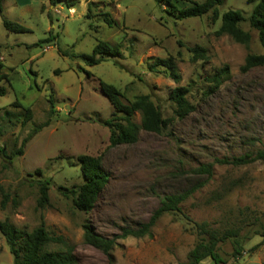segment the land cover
Masks as SVG:
<instances>
[{
	"label": "rangeland",
	"instance_id": "rangeland-1",
	"mask_svg": "<svg viewBox=\"0 0 264 264\" xmlns=\"http://www.w3.org/2000/svg\"><path fill=\"white\" fill-rule=\"evenodd\" d=\"M71 1L70 6L63 1L51 6L47 0H2L1 14L28 30L7 31L0 17V71L7 76L0 80L5 87L0 94V146L9 153L30 135L22 152L10 160L0 154V184L8 193L3 205L0 195V219L7 217L23 229L42 220L51 233L72 245L76 264H178L186 260L196 237L177 213L161 214L150 235H114L121 226L133 227L146 220L163 195L196 183L201 184L180 203L181 211L191 219L207 220L211 227L223 229L237 221L238 207L263 211L264 162L213 163L209 176L193 171L215 156L254 150L264 141V63L239 69L246 53L263 51L256 32L240 23L250 31L247 45L226 33L214 34L224 9L237 8L246 14L252 2L222 0L215 13L209 10L176 18L164 11V2L158 6L155 0ZM171 1L179 8L200 0ZM105 11L113 24L101 19ZM48 30L55 34L53 43L25 46ZM97 40L118 42L120 54L95 64L74 56L89 53ZM194 44L204 47L205 58L190 59L187 47ZM168 54L175 57L178 82L146 68L153 56ZM114 58L121 65L114 64ZM211 76L218 81L209 80ZM99 80L116 85L125 102L138 93L150 94L163 115L172 113L167 99L170 88L184 84L190 88L186 97L194 108L182 118H174L160 133L139 128L135 141L109 145V131L102 120L113 108L101 92ZM25 108L30 114L23 118ZM132 119L139 122L138 111ZM39 124L42 126L33 131ZM82 153L99 155L106 173L88 211L73 207L58 189L82 180L77 158ZM40 176L50 179L48 204L42 208L36 206L33 181ZM83 219L97 233L114 237L110 260L83 241ZM46 247L63 250L64 245L49 242ZM242 247L239 254L232 255L230 242H220L217 264H264V240L258 234L246 238ZM0 264H12L1 234ZM196 264L214 263L205 256Z\"/></svg>",
	"mask_w": 264,
	"mask_h": 264
},
{
	"label": "trees",
	"instance_id": "trees-1",
	"mask_svg": "<svg viewBox=\"0 0 264 264\" xmlns=\"http://www.w3.org/2000/svg\"><path fill=\"white\" fill-rule=\"evenodd\" d=\"M63 1L66 6H70L71 0H47L48 4L53 6L57 2ZM164 2L166 13L171 14L176 18H184L190 16H199L205 14L207 11L215 9L217 4L222 0H200L192 1L190 4L183 7H175L171 0H155L158 5L159 2ZM252 2L249 11L244 14L237 8H226L219 14V23L214 29V34L221 33L228 34L234 41L247 45L250 39V31L241 27L240 23L245 22L249 28L256 32L257 40L262 47V52H248L244 56L242 63L239 65L240 70H246L251 66L264 63V0H247ZM159 6V5H158ZM2 0H0V17L3 27L7 31L22 32L27 31L28 28L21 23L10 20L1 14ZM90 6L87 4L86 16L89 15ZM215 13V11H214ZM49 17V10L47 11ZM101 19L107 25L114 23V19L107 11L102 13ZM54 35L51 30L47 34L39 37L29 45H49L54 42ZM177 42H180L177 40ZM187 50L190 52V59L205 58V49L199 44L188 46ZM65 51H63L64 53ZM178 54L179 51L177 50ZM120 54V44L118 42L109 43L106 40H97L89 53L80 52L75 53L74 56H79L86 64H95L108 56H118ZM113 63L121 65L116 58ZM0 61V68L2 67ZM146 68L151 71H160L165 76L170 77L174 82H178L180 75L176 67L174 55L168 54L166 56H153L151 61L147 63ZM56 71V69H55ZM7 79L6 73L0 71V80ZM209 80L218 81L216 76H211ZM99 88L106 99L113 108L110 116L104 118L102 123L107 127L108 144L114 145L118 143H129L136 140L137 131L142 128L146 131L160 133L171 123L174 118H182L188 112L193 110L194 105L187 99V94L190 88L184 84H176L172 86L167 94V99L172 103L171 115H163L157 102L151 98L148 93L135 94L130 100L123 101L119 95V89L116 85L103 80L98 81ZM5 91V87L0 85V94ZM49 111H52L51 94L48 96ZM134 111L139 112V122L136 123L132 119ZM30 111L25 108L24 117H28ZM44 121L43 124H46ZM42 124L33 128L38 130ZM30 135V133H29ZM26 135L22 138L19 146L9 153L4 151V147L0 146V154L4 155L10 160L16 154L22 152L23 145L29 137ZM78 168L82 180L78 184H73L69 187L59 185L60 194L64 197L70 198L71 204L78 210L88 211L94 204L98 192L102 188L106 173L100 166L99 155L79 154ZM255 160L264 162V141L260 147L254 150H247L242 153L231 155L213 157L212 162H205L198 164L193 171L197 173H204L206 176L211 174V166L213 163L231 164L234 166L243 165ZM38 172V171H36ZM48 176H40L33 179L37 189L36 206L38 208L44 207L48 204L47 188L49 184ZM231 181L230 184H232ZM201 183H196L190 187L173 193H168L160 197L159 203L152 209L146 220L139 222L136 226H121L120 232L114 237L125 236H143L151 234V227L156 219L165 212L177 213L187 224L196 239L192 247L186 253V260L178 264H196L201 258L209 256L214 264L220 261L217 249L219 243L225 240L230 242L231 254H239L242 250L243 242L252 234H258L260 240H264V210L256 212L247 206L238 207V219L233 225L226 226L223 229H216L211 227L207 220L191 219L186 213L181 211L180 203ZM229 184V186H230ZM228 186V187H229ZM226 188V190L228 189ZM1 205L8 198V193L0 184ZM218 197V195L216 196ZM15 200L14 197H11ZM82 239L85 243L100 249L105 253L110 260V250L115 242L114 237H105L97 233L87 219L81 222ZM0 234L3 236L8 250L12 257V264H76V257L73 253L71 244L66 243L63 237L59 234L51 233L41 220L37 225L30 229L19 228L14 225L7 217L0 219ZM49 242H59L64 245L63 250H51L46 246Z\"/></svg>",
	"mask_w": 264,
	"mask_h": 264
},
{
	"label": "built area",
	"instance_id": "built-area-1",
	"mask_svg": "<svg viewBox=\"0 0 264 264\" xmlns=\"http://www.w3.org/2000/svg\"><path fill=\"white\" fill-rule=\"evenodd\" d=\"M55 10H57L56 8H54Z\"/></svg>",
	"mask_w": 264,
	"mask_h": 264
}]
</instances>
